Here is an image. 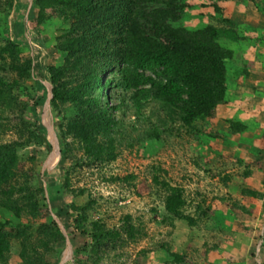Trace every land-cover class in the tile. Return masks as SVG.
<instances>
[{"label":"trees","instance_id":"trees-1","mask_svg":"<svg viewBox=\"0 0 264 264\" xmlns=\"http://www.w3.org/2000/svg\"><path fill=\"white\" fill-rule=\"evenodd\" d=\"M181 1L32 0L27 21H34L41 32L51 22L63 25L59 34L48 38L52 40L50 50L60 52L62 61L40 66L51 86L48 103L57 115L60 156L66 162L58 191L72 196L86 193L83 187L71 185L74 168L110 162L122 147L160 143L173 130L186 128L192 133L197 120L209 117L226 101V62L233 50L219 38L227 33L215 25L198 29L177 25ZM11 7L12 0H5L0 10V57L5 64L0 65V130L6 125L18 138L0 142V264H51L65 236L48 213V198L40 196L43 189L32 188L29 175L20 168L18 151L30 145L47 153L52 150L39 117L47 88L39 83L43 91L38 93L35 81L25 85L34 78L30 71L34 59L23 57L22 50L29 48L17 41L24 32L14 37L8 32ZM18 17L13 24H19L24 15ZM39 36V44L47 47L48 39L40 31ZM113 66L118 67L113 86L121 93L117 103L110 104L104 87L109 85L107 74ZM16 89L31 96L32 121L25 117V105ZM117 109L123 117L131 109L135 119L130 126L117 117ZM11 115L17 123L8 126L4 119ZM34 156H27L32 163ZM127 178L133 176L123 179ZM151 180L164 194L165 218L182 217L181 188L159 179L156 172ZM93 203L89 198L81 205L70 201L52 208L59 217L69 209L72 231L87 239L80 243L71 238L75 264H89L81 259L83 254L97 264L102 253L122 241V232L130 240L138 233L128 214L122 218V229L94 219L90 215ZM7 214L17 221L6 218ZM42 216L45 219L38 223ZM13 241L18 244L16 257Z\"/></svg>","mask_w":264,"mask_h":264},{"label":"rangeland","instance_id":"rangeland-1","mask_svg":"<svg viewBox=\"0 0 264 264\" xmlns=\"http://www.w3.org/2000/svg\"><path fill=\"white\" fill-rule=\"evenodd\" d=\"M4 1L0 0V10ZM31 4L32 0H12L8 32L11 37H14V33L24 32L23 37H16L17 41L29 48L22 50L23 57L31 55L34 59L30 70L34 78L26 80L25 85H34L35 81L38 93L43 91V85L39 83L47 88L39 117L56 154L52 156V150L50 153L36 150L34 145L18 151L21 156L20 168L29 175L32 188L43 189L40 196L48 198V213L57 221L65 236L64 242L59 245L57 257L50 260L51 264H75L71 238H76L80 243L86 239L77 235V231H72L69 209L59 217L52 208L70 201L81 205L89 198L94 200L91 217L102 219L110 228L122 229V218L128 214L129 223L138 232L134 240L122 232V241L116 243V248L102 253L97 264H261L264 254V122H259L258 116H264V101L259 105L256 103L259 108L257 116H254L256 124L248 128L249 117L246 116L248 123L234 118L231 110L241 113L252 106L246 107L251 98L246 99L241 95L252 92L250 81H243V88H231L233 79L238 82L245 73L243 54L250 46L263 41L251 40L246 36L238 17L243 14L241 11H264V0L181 1L183 10L177 25L187 29L215 25L224 28L227 33L219 38L221 44L233 50L226 62V101L218 104L209 117L197 120V129L192 133L187 132L186 128L173 130L160 143L122 147L110 162L74 168L70 177L72 187L86 190V193L76 196L58 191L66 162L60 156L55 127L57 120L54 119V115H57L48 103L51 86L40 68L62 61L63 55L51 51L50 46L53 35L59 34L63 25L51 22L41 32L34 21L26 20ZM21 15H24L23 19ZM16 17L23 24H13ZM39 31L42 37L51 38L47 40V47L39 44ZM1 60L3 58L0 57V65L4 67ZM117 71V66L108 70L107 77L111 80L104 87L110 104L117 103L118 94L121 93V89L113 86ZM14 92L19 93V99L25 105V117L32 121L34 106L31 96L21 94L17 89ZM239 93L240 99L229 104L230 99ZM125 113L123 117L119 109L115 110L117 117L130 126L135 119L134 113L131 109ZM16 121L13 115L4 119L8 126L16 124ZM16 137L12 129L7 130L6 125L1 127L0 142ZM31 154L35 155L33 163L27 157ZM157 168L160 170L157 171ZM155 172L159 179L181 188L184 202L179 210L182 217L165 218L164 194L151 180ZM129 175L133 178L123 179ZM43 212L47 213L45 210ZM43 216L38 223L45 219ZM6 218L17 221L9 214ZM12 252L16 257V241L12 243ZM81 257L93 264L87 255Z\"/></svg>","mask_w":264,"mask_h":264},{"label":"crops","instance_id":"crops-1","mask_svg":"<svg viewBox=\"0 0 264 264\" xmlns=\"http://www.w3.org/2000/svg\"><path fill=\"white\" fill-rule=\"evenodd\" d=\"M241 12L243 14H240V16L238 17V21L241 24L242 32H244L246 36L250 37L251 40H263L261 44L250 46L248 51L243 54V66H246V68L244 69L245 73L241 75L242 77L238 80V82L236 80L234 81L233 79V85L231 88L232 90L238 89L241 86L243 88V81H250L251 86L249 88H251L252 92H241L242 94L239 93L237 97H232L229 102V104L237 102L240 99V94L246 97V99L251 98L249 100L250 104H245L246 107L252 105L251 107H249V109L245 108V111L241 113H233V109L231 110V115H233L234 118L246 121L248 120L246 119V116H248L250 120H248L249 123L247 121L246 122L248 123L249 128V125L256 124V118H254V116H257V110L259 109L256 107V103H258L259 105L264 101V11ZM257 53H261V55L258 56ZM259 68H261L262 70L260 71ZM258 112H260V110ZM258 121L264 122V116H258Z\"/></svg>","mask_w":264,"mask_h":264},{"label":"bare ground","instance_id":"bare-ground-1","mask_svg":"<svg viewBox=\"0 0 264 264\" xmlns=\"http://www.w3.org/2000/svg\"><path fill=\"white\" fill-rule=\"evenodd\" d=\"M54 148V147H53ZM52 152H54L53 154H52V156H55V154H56V149L54 150V149H52Z\"/></svg>","mask_w":264,"mask_h":264}]
</instances>
